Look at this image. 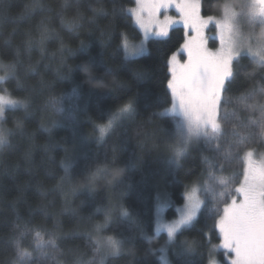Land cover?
Returning <instances> with one entry per match:
<instances>
[{"label": "trees", "instance_id": "1", "mask_svg": "<svg viewBox=\"0 0 264 264\" xmlns=\"http://www.w3.org/2000/svg\"><path fill=\"white\" fill-rule=\"evenodd\" d=\"M225 1L201 0V14L220 16ZM122 6L135 7V0H0V66L12 67L7 76L0 67V76H6L0 91L7 89L14 98L27 101V108L7 107L0 123L8 140L0 149V264H12L15 225L26 223L57 236L62 264H88L95 247V226L110 207L115 209L113 220L103 235L122 239L124 246L104 264H164L159 259L162 253L148 249L163 243L166 232H160L152 245L140 234L141 226L154 233L158 204L166 206L164 216L171 220L190 187L205 183L218 193L219 179L241 171L235 160L222 156L220 147L209 154L203 144H194L179 167L169 162L175 118H159L155 113L170 107L165 63L183 42V26L175 25L166 40L150 39L146 55L124 62L117 48L120 32L126 31L137 41L141 33L121 14ZM82 41L87 51L81 48ZM90 58L87 75H94L95 81L88 80L78 67ZM239 66L241 71L224 93L222 106L243 118L246 114L237 98L264 86V69L247 56ZM139 72L144 79L137 78ZM76 84L82 87L73 95ZM62 93L64 111L59 116L48 100ZM134 96L136 114L100 139L97 125L107 124L110 113ZM53 120L59 123L53 126ZM229 133L225 124L219 145ZM66 155L75 161L70 180L61 179V160ZM205 156L210 158L205 160ZM92 173L96 175L88 191L85 185ZM164 192L171 206L157 199ZM120 204L130 217L119 215ZM210 228L211 221L201 217L168 246L166 258L173 264H206L208 242L219 243ZM185 237L200 242L197 254H174ZM215 258L228 264L223 249ZM50 260L44 258L39 264Z\"/></svg>", "mask_w": 264, "mask_h": 264}, {"label": "snow or ice", "instance_id": "2", "mask_svg": "<svg viewBox=\"0 0 264 264\" xmlns=\"http://www.w3.org/2000/svg\"><path fill=\"white\" fill-rule=\"evenodd\" d=\"M170 8H175L178 16L168 15L167 10ZM120 12L142 31V38L138 41L129 37L126 31L120 32L117 48L122 52L124 62L146 55L150 39L166 40L175 25L183 26V42L167 57L165 63L170 107L155 113L159 118H175L171 121L175 140L170 144L172 155L169 162L179 167L180 161L187 156L194 144H203V151L206 153L218 152L219 138L225 124L232 135L230 144L234 145L228 155L236 159L243 153L241 171L231 178L219 179L222 191L217 193L207 186L199 191L193 189L185 195L183 206L176 210L178 215L168 221L160 215L164 207L158 204L154 233L149 234L141 226L140 234L149 245H152L162 231L166 232L167 239L148 250L164 253L185 230L196 225L203 217L205 221H211L209 232L215 231L219 239L218 244L208 242L206 264H222L215 258L220 249H223L228 264H264V161L254 159V151L250 147L254 143L264 142V103L260 102L264 100V86L247 91L237 98L240 109L246 114L243 118L236 110L230 113L222 106L225 103L224 93L241 71V58L247 56L264 69V0H243L238 12L226 2L220 18L202 16L201 0H135V7L122 6ZM210 24L217 30L219 47L215 49L208 46L205 34ZM244 25L247 31L243 30ZM257 28L260 29L259 34ZM44 38L42 35L41 42ZM81 48L87 51L88 45L82 41ZM90 63L91 58L78 67L87 75ZM0 67H3L6 76L12 72L11 66ZM6 76H0V83H3ZM261 77L264 78V72H261ZM137 78L144 79V73H137ZM87 79L95 81L97 78L87 75ZM81 87L79 84L74 85L71 93L78 95ZM64 98L62 93L61 96L50 97L48 100V105L59 116L63 115ZM135 104L134 96L110 113L107 124L97 125L99 138L103 139L120 121L134 116ZM17 106L27 108V101L14 98L7 89L0 92V123L5 119L6 108ZM51 123L55 126L59 122L53 120ZM6 141L4 130L0 129V144ZM115 151L114 147L113 152ZM209 158L204 157L205 160ZM74 163L67 155L62 158V180L71 179ZM95 175L96 173H92L87 177L86 190L91 191ZM73 191H76L75 187ZM157 199H164L171 206L167 192L158 194ZM114 210L111 207L106 209L104 220L95 226V247L92 248L93 256L88 264H104L109 256L118 255L123 249L122 239L103 235L113 220ZM118 210L121 217L131 216L123 204L119 205ZM15 232L17 235L13 241L12 264H39L47 257L51 258L49 264H62L60 257L63 252L57 244L55 234L44 233L34 226L29 227L27 223L23 227L15 225ZM179 243L180 248L173 250L177 256L195 255L201 247L196 238L185 237ZM33 253L39 255L34 257ZM200 255L203 256V253ZM159 259L164 264H173L171 259L163 256ZM189 264L192 262L189 261Z\"/></svg>", "mask_w": 264, "mask_h": 264}, {"label": "rangeland", "instance_id": "3", "mask_svg": "<svg viewBox=\"0 0 264 264\" xmlns=\"http://www.w3.org/2000/svg\"><path fill=\"white\" fill-rule=\"evenodd\" d=\"M226 2L229 3V4L234 8V10H236V11L238 12V11L240 10V5H241V3L243 2V0H226L225 3H226ZM224 5H225V4H224ZM223 9H224V6H223ZM223 9H222L221 15L218 16V17H216V18H220V17L222 16V14H223ZM167 14H168V15H171V16H178V13L176 12L175 8H170V9H168V10H167ZM201 15H202V14H201ZM145 16H146V14H145ZM202 16H204V15H202ZM205 17H206V16H205ZM160 19H161V20L163 19V10H162V13H161ZM177 25L182 26V24H177ZM243 30H244V31H247V27H246V25H244ZM256 31H257V34H259L260 29L257 28ZM140 33H141V38H142V31H140ZM205 34H206V37L208 38V46H209L210 48L215 49V48L219 47V40H218L217 30H216V28L214 27L213 24H210V25H209L208 29L205 30ZM211 43L213 44V46H211ZM182 59H183V57H182ZM0 92H1V91H0ZM229 135H230V136H229ZM228 136L232 139V135H231V133H229ZM229 137H228V138H229ZM228 138L225 139V140H226V143H225V140H224V141H223L224 144L222 143V145L220 144L221 146L219 145V146H220V150H223L222 156H223L224 158H226L227 161H229L230 159H231V160H235V163L238 165V167H241V168H242V164H243V160H242L243 153L241 152L240 157H238V158H236V159L230 157V156L228 155V153H229L230 151H227V150H232V148L234 147V145L229 144V142H227ZM250 147H251V148L253 149V151H254V157H253V158L256 159V160H259V161H264V142L254 143V144L250 145ZM225 149H227V150L225 151ZM227 165H228V164H227ZM205 186H207V184H205V183H204V184H200V183H198V184H196V185H193L192 187H190V188L188 189V191L186 192V194H187V193H191L193 189H197V190L199 191L200 189H202V188L205 187ZM207 187H208V186H207ZM217 189L220 190V191L223 190L222 187H219V188H217ZM186 194H185V195H186ZM184 203H185V201H184ZM184 203H183V204H184ZM160 205H161V204H160ZM182 206H183V205H182ZM182 206H181V207H182ZM163 207H164V209L166 208L165 205H163ZM164 213H165V212L163 211V213H160V215L163 216V218H164L165 221H168V220L165 218ZM157 215H158V211H157ZM162 256L166 258V256H165V252L162 253ZM166 259H167V258H166Z\"/></svg>", "mask_w": 264, "mask_h": 264}, {"label": "clouds", "instance_id": "4", "mask_svg": "<svg viewBox=\"0 0 264 264\" xmlns=\"http://www.w3.org/2000/svg\"><path fill=\"white\" fill-rule=\"evenodd\" d=\"M7 143H8V140L5 143L0 144V149H2Z\"/></svg>", "mask_w": 264, "mask_h": 264}]
</instances>
